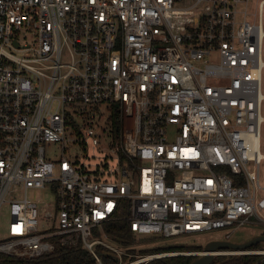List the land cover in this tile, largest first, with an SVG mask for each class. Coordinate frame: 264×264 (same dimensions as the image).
Masks as SVG:
<instances>
[{
  "label": "built area",
  "instance_id": "2783aa9c",
  "mask_svg": "<svg viewBox=\"0 0 264 264\" xmlns=\"http://www.w3.org/2000/svg\"><path fill=\"white\" fill-rule=\"evenodd\" d=\"M263 71L264 0H0V253H183L106 241L123 201L135 236L264 221Z\"/></svg>",
  "mask_w": 264,
  "mask_h": 264
},
{
  "label": "trees",
  "instance_id": "16d2710c",
  "mask_svg": "<svg viewBox=\"0 0 264 264\" xmlns=\"http://www.w3.org/2000/svg\"><path fill=\"white\" fill-rule=\"evenodd\" d=\"M116 124L118 118L116 117ZM127 201H123V208L119 216L107 222L104 228L108 236L123 246H129L136 242L130 223L126 220L128 214ZM261 243L250 247L249 249L261 248ZM203 250L202 245H174L166 247H155L141 251V254H155L165 252H189ZM223 250H230L225 248ZM133 252H136L133 250ZM103 258L108 264H116L111 253L103 252ZM199 255H170L155 258L147 264H191ZM0 264H97L92 261L91 253L84 249L80 243L59 245L53 253L35 258L10 257L0 253ZM211 264H264V255L260 254H236V255H217Z\"/></svg>",
  "mask_w": 264,
  "mask_h": 264
},
{
  "label": "rangeland",
  "instance_id": "374dc122",
  "mask_svg": "<svg viewBox=\"0 0 264 264\" xmlns=\"http://www.w3.org/2000/svg\"><path fill=\"white\" fill-rule=\"evenodd\" d=\"M263 91H264V71H263ZM103 125L105 121H100ZM96 126V125H94ZM97 129V128H96ZM109 141V139H108ZM262 147L264 150V126H263V138H262ZM47 153L52 158L56 159L60 154V145L55 143H50L47 145ZM80 155V159L82 161H91L97 162V158H93V154L96 156H100L103 153H107V150L103 152L99 151L98 148H93L90 145L88 149V156L85 157V153L83 151H78ZM261 183L264 185V161L261 165ZM264 194L263 191L260 194ZM28 196L30 198L49 203L51 200V194L49 190H30L28 192ZM261 215L264 217V210L261 211ZM9 222V215L7 212V208L4 207L0 211V237H5L7 234V226ZM231 232V237L227 238L226 234ZM264 234V221L259 217L253 219L252 223H246L242 226L235 228H226V229H217L212 231L201 232L197 234H182L175 237H160L155 236L153 234H144V235H137L135 237L136 242L130 244L127 249H131L132 251L135 250L137 253H140L143 250L155 248V247H166V246H174V245H181V244H188V245H202L203 250L199 251H189V252H198L201 253L204 251V246L207 242L212 240H223L228 239L234 242H244L247 241L257 235ZM109 243L114 245H118L115 240H112L110 237L106 239ZM261 246L264 247V242H261ZM228 252V250H226Z\"/></svg>",
  "mask_w": 264,
  "mask_h": 264
},
{
  "label": "water",
  "instance_id": "95a60500",
  "mask_svg": "<svg viewBox=\"0 0 264 264\" xmlns=\"http://www.w3.org/2000/svg\"><path fill=\"white\" fill-rule=\"evenodd\" d=\"M261 242H264V234L257 235L244 242H234L228 239L212 240V241L207 242V244L204 246V251L201 253L183 252V253H179L178 255H186V254L187 255H199V258H197L191 264H211L215 256H217L219 252L226 251V250H223L225 248L230 249L228 251H243ZM170 255H176V254L166 253L159 257L170 256ZM92 261H95L94 257H92Z\"/></svg>",
  "mask_w": 264,
  "mask_h": 264
}]
</instances>
